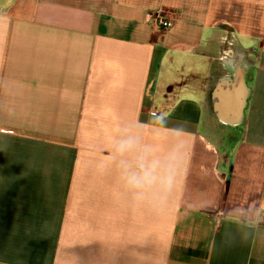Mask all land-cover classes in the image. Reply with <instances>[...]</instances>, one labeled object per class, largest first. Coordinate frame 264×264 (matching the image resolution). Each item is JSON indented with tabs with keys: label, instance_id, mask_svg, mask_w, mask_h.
Wrapping results in <instances>:
<instances>
[{
	"label": "crops",
	"instance_id": "1",
	"mask_svg": "<svg viewBox=\"0 0 264 264\" xmlns=\"http://www.w3.org/2000/svg\"><path fill=\"white\" fill-rule=\"evenodd\" d=\"M145 148L163 196L127 185ZM0 264H264V0H0Z\"/></svg>",
	"mask_w": 264,
	"mask_h": 264
},
{
	"label": "clouds",
	"instance_id": "2",
	"mask_svg": "<svg viewBox=\"0 0 264 264\" xmlns=\"http://www.w3.org/2000/svg\"><path fill=\"white\" fill-rule=\"evenodd\" d=\"M136 144L133 137L121 139L115 146V152L123 156ZM175 156L154 157L150 148H145L135 159V168L126 172L127 185L143 195L163 196L172 187ZM126 168L129 165H124Z\"/></svg>",
	"mask_w": 264,
	"mask_h": 264
},
{
	"label": "rangeland",
	"instance_id": "3",
	"mask_svg": "<svg viewBox=\"0 0 264 264\" xmlns=\"http://www.w3.org/2000/svg\"><path fill=\"white\" fill-rule=\"evenodd\" d=\"M226 52L229 56H226L227 58L232 57L233 53L229 51V46L226 47ZM226 71L223 69L220 72L221 74H225ZM228 75V73H227ZM214 76V80H215ZM214 80L212 81L211 86L207 88V91H213L215 89L214 87ZM214 113H211L208 118L205 119V127L207 130V133L210 137V139L220 148V151L222 154H225L228 150V148L235 142V140L239 137V131L234 126H238V124L229 126L224 125L213 115Z\"/></svg>",
	"mask_w": 264,
	"mask_h": 264
},
{
	"label": "bare ground",
	"instance_id": "4",
	"mask_svg": "<svg viewBox=\"0 0 264 264\" xmlns=\"http://www.w3.org/2000/svg\"><path fill=\"white\" fill-rule=\"evenodd\" d=\"M222 80H224V78L221 79L218 82L217 88L219 87V85L222 82ZM218 91H219L218 92V96L220 97L221 101L223 102V105L227 106L226 109L230 108L231 111H232V114H234L233 117H229V118L223 117V118L220 119V121L223 124H226V125H228V124L229 125H233V124L239 123L240 120H238V116H237V114L235 112V108L240 105V101H241V99H240V89L237 87V88H234L232 91H227L225 94L220 92V90H218ZM217 107L222 109L220 104L219 105L217 104Z\"/></svg>",
	"mask_w": 264,
	"mask_h": 264
},
{
	"label": "built area",
	"instance_id": "5",
	"mask_svg": "<svg viewBox=\"0 0 264 264\" xmlns=\"http://www.w3.org/2000/svg\"><path fill=\"white\" fill-rule=\"evenodd\" d=\"M145 21H148L149 20V15L146 14L145 15V18H144ZM173 24V21L165 16H157L156 17V25L158 28L160 29H168L172 26Z\"/></svg>",
	"mask_w": 264,
	"mask_h": 264
}]
</instances>
